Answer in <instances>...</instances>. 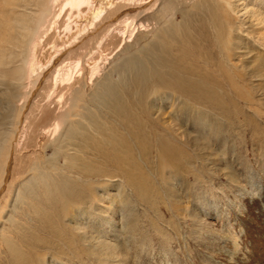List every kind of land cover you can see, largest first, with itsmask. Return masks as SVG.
Masks as SVG:
<instances>
[{
	"label": "bare ground",
	"instance_id": "1",
	"mask_svg": "<svg viewBox=\"0 0 264 264\" xmlns=\"http://www.w3.org/2000/svg\"><path fill=\"white\" fill-rule=\"evenodd\" d=\"M4 1L11 7L0 22V64L7 56L3 49L23 47L29 38V58L18 67L17 80L19 86L27 81L32 87L48 79L43 100L34 101L38 113L31 110L30 116L36 119L34 123L48 124L40 127L39 133L55 143L50 157L24 171L26 176L11 195L4 215L10 235L1 236L6 250L0 264H46V255L51 257L49 263H55V257L65 256L63 251L71 248L70 232L81 228L82 208H94L103 200V186L121 182L144 196L148 184L143 174L154 157L157 165L177 163L186 154L183 146L195 147L191 126L182 119L193 113L195 104L204 109L220 103L212 92L215 80L204 66H216L233 86L235 79H243L247 67L238 63L241 57L236 49L241 38L234 32L238 23L252 32L258 17L252 13V4L241 0ZM187 2L193 9L182 10L183 19L177 21L179 5ZM56 7L57 18L41 41L53 39L52 29L64 17V30L70 36L61 44L53 42L55 54L43 64L37 60L35 40ZM125 7L138 10L137 15L121 17ZM142 14H147L146 22L137 19ZM260 21H264L263 15ZM149 31L155 40L141 44L139 34L147 37ZM91 36L97 45L87 57L60 61L61 54L82 48ZM119 47L120 51L110 56ZM254 71L247 73L252 77ZM89 83L91 90L83 100ZM167 108L174 114L166 115ZM30 116L15 129L10 150L20 148L27 138L31 141ZM8 136L9 131L0 129V154ZM49 147L44 145L42 150L46 153Z\"/></svg>",
	"mask_w": 264,
	"mask_h": 264
},
{
	"label": "rangeland",
	"instance_id": "2",
	"mask_svg": "<svg viewBox=\"0 0 264 264\" xmlns=\"http://www.w3.org/2000/svg\"><path fill=\"white\" fill-rule=\"evenodd\" d=\"M3 1L0 0V22L11 7ZM241 2L252 4V13L258 17L252 32L239 23L234 32L241 38L236 53L241 57L238 63L243 62L247 67L243 69L246 79H235L233 86L220 76L216 66H204L215 80L212 92L220 103L209 104L204 109L195 104L193 113L182 119L191 126L197 140L195 147L183 146L186 154L177 163L157 165L154 157V165H149L143 174L142 179L148 184L144 196L121 182L103 186L100 189L103 200L94 208H82L84 213L81 212L79 220L82 230L70 232L71 248L63 251L66 255L55 257V263H49L51 257L46 255V264H264V21H260L261 15L264 16V0ZM31 7L39 10L34 5ZM58 8L35 40L36 57L43 64L55 54L53 42L61 44L70 36L64 30L63 21L67 19L64 17L56 21L53 39L41 41L42 34L53 26ZM189 8L192 7L188 2L179 5L176 20L181 21L182 10ZM129 9L123 8L120 16L137 15L138 10ZM146 17L147 14H142L137 19L145 21ZM192 25L195 27L194 21ZM208 30L214 32L213 28ZM149 34L147 37L139 34L141 44L155 40L152 32ZM23 45L3 49L7 56L0 64V129L9 131L0 154V239L4 234L10 235L4 215L18 182L26 176L24 171H29L36 161L50 157L55 143L39 133L40 127L48 124L34 123L36 119L30 116L31 110L38 113L34 101L43 100L49 89L48 79L32 87L27 81L19 86L17 80L18 67L29 58V38ZM96 45V38L91 36L82 48L61 54L60 61L69 62L79 56L84 59ZM118 49L110 56H115ZM110 51L111 48L105 49L106 53ZM248 69L255 70L254 76L250 77ZM113 74L114 78L118 77L116 72ZM88 76L87 71L85 77ZM91 86L90 83L86 86L83 100L87 99ZM172 112L173 109H166V115ZM27 116L31 117L28 131L32 139L27 138L20 148L10 150L15 129ZM177 123L180 124L178 120ZM44 145L50 146L46 153L42 150ZM5 250L0 240L3 253L0 257Z\"/></svg>",
	"mask_w": 264,
	"mask_h": 264
}]
</instances>
